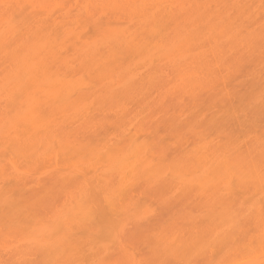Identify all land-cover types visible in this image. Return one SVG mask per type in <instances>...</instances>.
Segmentation results:
<instances>
[{"label": "bare ground", "instance_id": "bare-ground-1", "mask_svg": "<svg viewBox=\"0 0 264 264\" xmlns=\"http://www.w3.org/2000/svg\"><path fill=\"white\" fill-rule=\"evenodd\" d=\"M262 200L264 0H0V264H248Z\"/></svg>", "mask_w": 264, "mask_h": 264}, {"label": "rangeland", "instance_id": "rangeland-1", "mask_svg": "<svg viewBox=\"0 0 264 264\" xmlns=\"http://www.w3.org/2000/svg\"><path fill=\"white\" fill-rule=\"evenodd\" d=\"M72 161H73V160H72ZM77 163H78V162H77ZM69 164H70V163H69ZM67 165H68V164H67ZM67 165H65V166H66L65 168H64V166H63V168L66 169V168H67ZM72 165H73V164H71L70 167H71ZM68 166H69V165H68ZM79 167H80V169H81V171H82V170H83V166H82V168H81V166H79ZM68 168H69V167H68ZM85 168H86V166H85ZM88 168H89V167H88ZM88 168H86L87 170H84V172L87 173V174H88L89 171H91V170L93 169V168H91V169H89V171H88ZM72 169H73V168H72ZM72 169H70V170H72ZM76 169H77V168H76ZM66 170H67V169H66ZM77 170H79V169H77ZM73 171L76 172V170H74V169H73ZM66 172H68V171H66ZM71 172H72V171H71ZM71 172H70V173H71ZM64 173H65V172H64ZM70 173H69V174H70ZM73 173H74V172H73ZM90 173H93V172H90ZM90 173H89V174H90ZM67 174H68V173H67ZM93 176H94V175H93ZM75 183H76V185H78L77 182H75ZM71 185H72V186L74 185L73 182H71V183L68 184V186H67V189H68V190H67V191H69V192H74V193L78 194V193H77L78 191L76 190L77 186H76V188H75V186H73V188H72V187H70ZM80 185H81V184H80ZM80 185H79V186H80ZM9 186H10V185H9ZM12 189H14V190H12ZM74 189H75L77 192H75ZM8 191H9L8 194H11L10 191H11L12 193H13V191H14L15 193L11 194V195H13L14 197L17 196L18 194H23L22 191H21L22 193L19 192L18 190L15 191V188H13V187H9ZM16 192H18V193H16ZM8 194H7V195H8ZM15 194H16V195H15ZM24 194H25V193H24ZM24 194H23V195H24ZM25 195H26V194H25ZM250 195H251V194H250ZM8 196H9V198H11L10 195H8ZM8 196H7V198L5 199L4 203H2V205H1V207H2L1 209H3V205H4V208H5V209H4V212L12 206V205H11V203H12L11 201H12V200L9 199ZM21 196H22V195H21ZM21 196H19V198H18V200H17L16 202H18L17 204L23 205L22 203H25L26 201H22V200H24V199L26 200V199H27V195L24 196V198H23V196H22V197H21ZM244 196H245V195H244ZM244 196H243V198H244ZM25 197H26V198H25ZM62 198H63V199L65 198L64 195H61V197L59 196V197H58V201H61ZM248 198H249V197H248ZM248 198H247V200H251L252 195L250 196V199H248ZM13 199H14V198H13ZM19 199H20V202H19ZM245 199H246V197H245ZM252 199H254V197H253ZM15 200H16V199H15ZM154 203H155V202H154ZM154 203H153V204H154ZM156 203H157V202H156ZM156 203H155V204H156ZM9 204H10V206H9V208H8V205H9ZM15 204H16V203H15ZM17 204H16V205H17ZM100 204H102V203H100ZM100 204L98 203L97 205H96V204H94V205H93V204H90V205H93L94 207H95V206L97 207L98 205H99V206H102V205H100ZM156 205H157V204H156ZM5 206H7V209H6ZM93 206H91V208L89 207L90 209H92V211H94V212H93V216H94V217H92V218H94L95 221H96V219L99 220L100 223H101L102 220L104 221V219H105V217H106V215H107L108 213L105 212V211H103V212L106 213V215H104V214L102 213L101 216L104 215V218H103V217H101V216L99 215V213H100V211L102 212V210H104L105 208H104V209H100L99 212H98L96 208H94V210H93V208H92ZM151 206H152V204H151ZM154 206H155V205H154ZM16 207H18V205H17ZM155 207H156V206H155ZM159 207H160V206H159ZM11 208H12V207H11ZM11 208H10V210H13V209H11ZM13 208H14L15 210L17 209V208H15V207H13ZM97 208H98V207H97ZM99 208H100V207H99ZM1 209H0V211H2ZM156 209H157V207H156L154 210H156ZM159 209H160V208H159ZM8 211H9V210H8ZM18 211H19V212H18ZM18 211H16V212H18L20 215H21V214L23 215V211H24L23 206L18 207ZM95 211H97V212H95ZM107 211H108V209H107ZM157 211H158V210H157ZM4 212H0V227H1V229H2L3 227H7V226H9V224H12V225H13V222L9 223L11 220H9L8 217H10V218L13 217V219H14V216H13V214H12V213L14 212V210H13V212L11 213L12 216L10 215V213H8V215H7V214L5 215ZM90 212H91V211H90ZM1 213H3L5 216H4L3 214H1ZM96 213H97V214H96ZM19 214H18V215H19ZM94 214H95L96 216H95ZM15 215H16V214H15ZM20 215L17 216V217L20 218ZM91 215H92V213H91ZM7 216H8V217H7ZM25 216H26V215H25ZM97 216H98V217H97ZM5 217H7V219H6ZM100 217H101V219H100ZM23 218H24V217H23ZM24 219H25V218H24ZM94 219H93V220L91 219V220L94 221ZM8 220H9V221H8ZM14 220H15V222H17L16 219H14ZM14 220H12V221H14ZM19 221H20V220H19ZM23 221H24V220H23ZM99 221H97L96 223H98ZM246 226H247V225H246ZM250 226H251V225H250ZM253 226H255V224H254ZM251 228H252V229H251L252 231H253V230H254V232L257 231V230L254 229L255 227H254V228L251 227ZM3 230H5V229H3ZM245 230H248L247 227H245ZM5 231H6V230H5ZM252 231H251V232H252ZM248 232H250V231L248 230ZM248 232H246V233L248 234ZM1 233H3V231H0V236L2 235ZM255 233H258V232H255ZM255 233H254V236H255ZM84 234H85V235H83V233H82L81 236H82V237L85 236V238H83V239L88 241L87 246H89V247H86V248L94 247V248L97 249V248L100 247L99 245L94 244V242H93V238H92V237H89V235H88L87 233H85V232H84ZM251 234L253 235V233H249L248 235H251ZM252 235H251V236H252ZM82 237H81V238H82ZM0 238H1V237H0ZM245 239H246V238H245ZM256 240H257V239H256ZM247 243H248V245H249V241H248ZM258 243H259V242H258ZM260 243H262V241H260ZM254 244H256V243H254ZM262 244H264V243H262ZM262 244H261L262 247H261V248L259 247L260 250H257V248H255V250L252 251V249H251V247H250V250L253 252V254H252L253 257H252V255H251V258H250V256H247L248 258H246V259H245V257H244V258H243V259H244V262H249L248 264H260V263L264 262V259H263V261H262V259H260V258H261V255H260V254L263 253V256H264V247H263L264 245H262ZM243 245H244V244H243ZM246 246H247V244H246ZM246 246H245V247H246ZM250 246H251V245H250ZM256 246H257V245H256ZM259 246H260V245H259ZM241 247H242V245H241ZM241 247H240V248H241ZM100 248H102V247H100ZM100 248H99V249H100ZM246 248H247V247H246ZM246 248H245V249H246ZM241 249H242V248H241ZM261 249H262V250H261ZM221 250H222V249H221ZM243 250H244V248H243ZM243 250H242V251H243ZM246 250H247V249H246ZM248 250H249V249H248ZM216 251H217L216 253H218L219 249H216ZM258 251H259V252H258ZM219 252H221V251H219ZM261 252H262V253H261ZM216 253L214 252L213 255L215 256ZM221 253H222V252H221ZM223 253H224V252H223ZM240 253H241V252H240ZM250 253H251V252H250ZM224 254H225V253H224ZM224 254H223V255H224ZM241 255H242V254H241ZM244 255H245V253H244ZM244 255H243V256H244ZM247 255H248V253H247ZM257 255H258L259 257H258ZM216 256L219 257L220 255L217 254ZM216 256H215V258L218 259V257H216ZM243 256H242V257H243ZM245 256H246V255H245ZM263 256H262V258H264ZM205 257H206V256H205ZM215 258L213 257V260H214ZM210 259H211V258H210ZM220 259H221V258H220ZM243 259H242V260H243ZM204 260H205V258H204ZM211 260H212V259H211ZM213 260H212V263H213V264H216V263H214L215 260H214V261H213ZM218 260H219V259H218ZM218 260H217V263H218ZM258 260H259L260 262H259ZM201 261H203V259H201L200 262H201ZM241 262H243V261H241Z\"/></svg>", "mask_w": 264, "mask_h": 264}, {"label": "snow or ice", "instance_id": "snow-or-ice-1", "mask_svg": "<svg viewBox=\"0 0 264 264\" xmlns=\"http://www.w3.org/2000/svg\"><path fill=\"white\" fill-rule=\"evenodd\" d=\"M261 205H262V209H261L262 219H264V200L261 201ZM261 241H262V243H264V233H262V235H261Z\"/></svg>", "mask_w": 264, "mask_h": 264}]
</instances>
